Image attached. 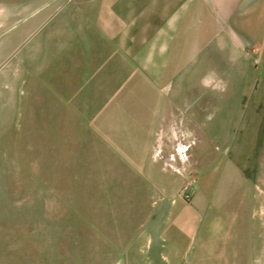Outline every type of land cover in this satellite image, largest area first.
<instances>
[{"label": "rangeland", "instance_id": "374dc122", "mask_svg": "<svg viewBox=\"0 0 264 264\" xmlns=\"http://www.w3.org/2000/svg\"><path fill=\"white\" fill-rule=\"evenodd\" d=\"M28 25L0 42L20 37L27 47ZM17 50L8 44L0 58V264L97 263L139 232L154 202L146 189L177 192L214 165L212 218L243 243L239 263L264 264V53L257 68L229 67L214 88L192 75L196 99L165 106L162 125L136 143V133L83 130L91 126L78 121L75 99L61 109L59 85L33 80Z\"/></svg>", "mask_w": 264, "mask_h": 264}, {"label": "crops", "instance_id": "0c3cea01", "mask_svg": "<svg viewBox=\"0 0 264 264\" xmlns=\"http://www.w3.org/2000/svg\"><path fill=\"white\" fill-rule=\"evenodd\" d=\"M23 23L30 44L24 48L20 37L1 41L0 58L8 44L17 46L20 60L33 61V80L59 85L61 109L75 99L78 121L91 126L83 130L136 133L129 139L136 143L162 125L165 106L196 99L187 86L192 75L201 71L197 84L214 88L229 67L244 68L264 53V0H0V37ZM164 85L178 95L160 91ZM219 173L214 165L199 174L190 203L150 186L144 194L154 202L139 232L109 246L102 259L241 264L243 243L212 218Z\"/></svg>", "mask_w": 264, "mask_h": 264}, {"label": "built area", "instance_id": "2783aa9c", "mask_svg": "<svg viewBox=\"0 0 264 264\" xmlns=\"http://www.w3.org/2000/svg\"><path fill=\"white\" fill-rule=\"evenodd\" d=\"M252 65L257 68L260 65L259 58L252 59ZM197 177L194 174L188 176L186 181L178 188L176 195L185 203H190L196 193Z\"/></svg>", "mask_w": 264, "mask_h": 264}]
</instances>
